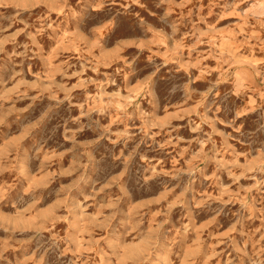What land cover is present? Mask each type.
I'll list each match as a JSON object with an SVG mask.
<instances>
[{"label": "rangeland", "instance_id": "obj_1", "mask_svg": "<svg viewBox=\"0 0 264 264\" xmlns=\"http://www.w3.org/2000/svg\"><path fill=\"white\" fill-rule=\"evenodd\" d=\"M0 264H264V0H0Z\"/></svg>", "mask_w": 264, "mask_h": 264}, {"label": "bare ground", "instance_id": "obj_2", "mask_svg": "<svg viewBox=\"0 0 264 264\" xmlns=\"http://www.w3.org/2000/svg\"><path fill=\"white\" fill-rule=\"evenodd\" d=\"M86 182H87V180H86Z\"/></svg>", "mask_w": 264, "mask_h": 264}]
</instances>
